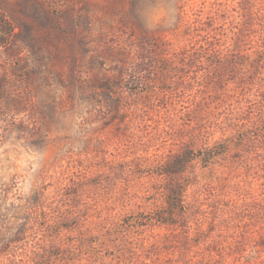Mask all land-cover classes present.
Here are the masks:
<instances>
[{
	"label": "rangeland",
	"instance_id": "374dc122",
	"mask_svg": "<svg viewBox=\"0 0 264 264\" xmlns=\"http://www.w3.org/2000/svg\"><path fill=\"white\" fill-rule=\"evenodd\" d=\"M0 264H264V0H0Z\"/></svg>",
	"mask_w": 264,
	"mask_h": 264
}]
</instances>
